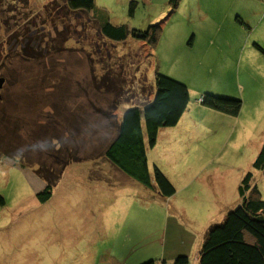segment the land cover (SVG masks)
<instances>
[{
    "label": "rangeland",
    "instance_id": "obj_1",
    "mask_svg": "<svg viewBox=\"0 0 264 264\" xmlns=\"http://www.w3.org/2000/svg\"><path fill=\"white\" fill-rule=\"evenodd\" d=\"M96 3L98 8L108 11L111 22L117 26L127 25L139 31L160 26L156 49L132 38L125 43H111L92 27L86 15L66 12L60 1L0 0V77L10 80L8 89L0 90V94L11 101L6 106L0 105V116L4 113L10 122L9 128L0 133V150L11 154L26 151L33 154L34 160L31 165L26 158L0 153V193L6 202L5 206L0 204V264H73L79 262L82 251L89 248L103 251L108 243L119 249L123 240L133 234L140 241L136 252L143 253L144 248L153 244L155 258L151 260L163 258L167 239L165 251L169 255L167 207L104 157L114 135L105 113L113 114L118 121L124 109L152 100L156 73L198 91L197 94L190 91L192 103L204 93L243 102L239 116L242 115L245 126L235 131L234 138H231L234 130L224 137L227 131L220 121L210 130L200 128L184 143L177 142L169 155H161L162 148L150 153L153 167L154 163L160 164L174 181L179 199L188 200L195 210L193 201L199 199L206 205L203 197L217 195L220 206L210 209L206 229L222 223L240 205L239 188L248 172L254 174V183L264 200V175L254 169L264 145V80L247 78L250 74L245 77L236 66L241 57L232 60V51L210 64L194 55L195 52L189 57L188 50L192 49H179L183 42L176 36L181 34L173 31L181 26L184 12H200L199 2L181 0V13L177 17V10L169 0L153 3L96 0ZM206 3L202 1L203 6ZM132 6L135 12H130ZM233 36L236 37L235 33ZM52 43L61 49L59 53L49 52ZM245 43L239 40L241 50ZM254 43L249 46L255 48ZM22 50L27 59L17 61ZM31 55L37 56V60H29ZM104 77L117 79V90L98 89ZM116 104L119 107L114 111ZM253 107L261 114L255 109L250 113ZM71 111H79L75 122L68 121ZM252 119L255 123L261 121L255 130L248 124ZM240 133L241 138H237ZM57 135L63 145L58 147L63 150L62 158H70L73 152L85 158L71 163L62 176L59 175L62 166L54 163L47 149L51 138L57 139ZM43 163L53 165V174L57 176L53 196L44 203L37 194L44 191L48 182L36 173ZM100 185L129 187L127 190L140 200L135 204L132 198L123 199L117 214L124 217L119 226L123 222L124 225L111 230L103 241L96 225L88 221L86 210L87 197L92 195L88 191ZM194 216L199 217L198 212ZM206 216L207 213L204 217L201 213L199 219ZM173 234V244L178 248L183 240L188 248L193 243V239L184 238L186 230L182 227L170 232V236ZM156 238L159 242H150Z\"/></svg>",
    "mask_w": 264,
    "mask_h": 264
},
{
    "label": "trees",
    "instance_id": "obj_2",
    "mask_svg": "<svg viewBox=\"0 0 264 264\" xmlns=\"http://www.w3.org/2000/svg\"><path fill=\"white\" fill-rule=\"evenodd\" d=\"M56 1L64 3L66 12L86 15L92 23V27L103 39L111 43H125L132 38L135 41L146 42L156 49L160 40L162 31L160 26H151L146 31L130 29L127 25L117 26L111 22L108 11L98 8L96 0ZM180 1L170 0L169 3L176 9ZM132 3L137 4L136 1ZM131 9L130 12H135L133 6ZM51 47L52 50H49V52L59 53L61 51L53 43ZM255 47L264 55L263 47L258 44ZM53 53L51 56H53ZM17 56V61L23 58L27 59L24 50ZM31 59L37 60V56L31 55L29 60ZM1 78L5 79L3 89H8L10 80L7 77ZM102 80L103 87L99 85L98 89L117 90L116 86H119L117 79L111 80L109 77H104ZM31 89H33V86H31ZM202 98L201 104L204 107L232 118L239 117L243 107V102L238 99L220 97L210 93H204ZM8 102H11L8 97L0 94V105L6 106ZM190 104L191 92L185 83L156 73L155 92L152 100L145 102L143 105H132L129 109H124V113L118 121L113 118V114L105 113L114 128V135L104 151L105 159L120 173L137 181L144 188L158 191L164 198L173 197L177 193L176 187L158 166H154L153 170L151 169L149 150L157 146L161 130L174 128L180 123L189 110ZM118 107V104L114 105L113 110L117 111ZM76 112L79 111H71L72 116L68 118V121L75 122V117L78 116ZM100 113H102L101 110ZM2 115L0 116V133L4 128H9L8 123H10L9 117L4 116V113ZM81 119L83 118L81 117ZM59 139V136L57 139L56 136L51 138L47 149L50 158L54 159V163L62 166L59 172V175L62 176L64 170L71 163L80 162L85 158L78 157L75 152H73L75 156H70L71 153H68L70 158H62L64 157L63 150H58V147L62 148L63 145ZM7 143L11 145V143ZM2 151L0 150V153L5 154L7 157L26 158L27 162H31V165H33L34 160L31 153L25 151L22 152L23 154L13 152L11 154L10 151L6 153ZM25 167L23 165V168ZM52 168L53 165L43 163L36 170V173L48 182L44 191L37 194L38 199L43 203L48 202L53 196L57 176L53 174ZM254 169L264 175V145L254 163ZM239 194L240 205L229 212L222 223L211 225L207 231L199 254L200 264H264V200L259 187L254 183L252 172H248L243 179ZM0 204L2 206L6 205L1 193ZM190 263L189 257L181 255L175 259L173 264ZM143 264H167V262L153 259Z\"/></svg>",
    "mask_w": 264,
    "mask_h": 264
},
{
    "label": "crops",
    "instance_id": "obj_3",
    "mask_svg": "<svg viewBox=\"0 0 264 264\" xmlns=\"http://www.w3.org/2000/svg\"><path fill=\"white\" fill-rule=\"evenodd\" d=\"M126 1L129 0H124V3ZM144 1L153 3L154 0ZM197 1L200 4V12H184L181 26L173 31L181 34L180 36H176L177 39H181L183 42L179 49H184L185 51L192 49L188 50L189 57L193 55L191 53L195 52L194 55H198L200 59L210 64L218 61V58L224 55V53L232 51V60L238 56L241 57V59L237 61L238 63H236V66L238 65V69L241 70V73H243L245 77H247L245 74H250L247 78L264 80V55L257 51L255 49L256 47L254 48L252 45L249 46L251 42H255V45L258 44L264 48V0ZM202 1L207 2L205 6L202 5ZM210 2H216V5L211 6L209 5ZM180 6L175 9L177 10L176 17L181 13L179 12L181 11ZM234 33L236 35L235 38L233 36ZM245 35L247 36L246 39ZM186 40L188 43H185ZM239 40L240 42H246L242 50L239 48ZM170 43L171 48H174L171 41ZM177 46H179L178 43ZM191 92L195 94L198 93L196 90ZM199 100H195L193 103L191 102L189 110L176 127L161 130L157 146L149 150V163L152 170L154 167L151 163V152L153 153L154 150L162 148L163 151L160 154L169 155V152L173 150L177 142H186L189 138L194 137L195 133H199L200 128H202L203 131L210 130L217 122L222 121L224 122L223 128L227 131L224 137H229L234 130L231 138H234L235 131L244 128L243 126H245V123L243 122L242 115L237 118L225 116L205 108ZM254 106H257V103H255ZM253 109L258 112V115L261 114V111H259L257 107H253L250 113H252ZM244 111L246 112L245 109L243 112ZM255 122V119H252V121L248 123L249 125H253V130L261 123V121L259 123ZM197 128H199L198 132L195 131ZM253 130L250 129L251 134ZM241 135L242 133H240V136L237 138H241ZM200 156L201 155H194V157L197 158ZM154 166L160 167L162 171L164 170L160 164L154 163ZM164 174L175 186L169 174L165 172ZM91 188L92 189L88 192L92 195L88 196L86 201V210L90 216L87 218L93 226L96 225L103 241V238L106 237L107 234L109 235L111 230H118L124 225L123 222L119 226L120 220L124 219V217L121 214H117L119 209L122 208L123 199L126 197L132 198L136 201L135 204L140 200L135 193L127 190L129 187L100 185ZM208 191L211 193L213 192L212 190ZM151 192L154 193L156 199L160 200L159 203L167 207L168 213L166 216L169 217V255H167L165 251L167 247L166 239L164 251L162 253L163 258L158 260H160V262H167V264H173L179 255H186L190 258V264H200L199 254L201 246L209 230L206 229L207 226L205 225L208 224L209 226V215L217 206H220L217 195L210 194L206 196V198L203 197V199L207 201L206 205L199 199L193 201V205L196 207L194 210V207L191 206L188 200L179 199L178 190L177 193L170 198L162 197L158 191ZM200 195L202 194H198V196ZM191 196V194L188 195L190 201L192 200ZM193 198H195V195ZM210 209L212 210L211 212ZM195 211L198 212L199 217L201 213L203 217L205 213H207V216L204 219H199V217L194 216ZM178 227H182L186 230L184 238L189 237L193 239V243H191L189 248L186 246L184 240L180 248L175 246V243L173 244L175 235L173 234L170 236V232H174ZM159 240L160 239L156 238L149 241L159 242ZM139 246L140 241L136 238L135 234L129 235L128 238L123 240V244L119 246V249L111 247L110 243H108V247L103 251H101V249L93 251L95 248H89L82 251L79 255V262L75 261L73 264H80L81 262H83V264H143L151 260V258H155L154 251H152L153 244L144 248L145 252L143 253L136 252Z\"/></svg>",
    "mask_w": 264,
    "mask_h": 264
},
{
    "label": "water",
    "instance_id": "obj_4",
    "mask_svg": "<svg viewBox=\"0 0 264 264\" xmlns=\"http://www.w3.org/2000/svg\"><path fill=\"white\" fill-rule=\"evenodd\" d=\"M4 84H5V79H3V78L0 77V90L3 89Z\"/></svg>",
    "mask_w": 264,
    "mask_h": 264
},
{
    "label": "built area",
    "instance_id": "obj_5",
    "mask_svg": "<svg viewBox=\"0 0 264 264\" xmlns=\"http://www.w3.org/2000/svg\"><path fill=\"white\" fill-rule=\"evenodd\" d=\"M202 99H203V98L201 97L199 101L202 102Z\"/></svg>",
    "mask_w": 264,
    "mask_h": 264
}]
</instances>
